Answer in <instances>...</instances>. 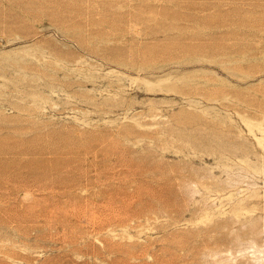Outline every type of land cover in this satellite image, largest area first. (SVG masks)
<instances>
[{"label":"rangeland","instance_id":"1","mask_svg":"<svg viewBox=\"0 0 264 264\" xmlns=\"http://www.w3.org/2000/svg\"><path fill=\"white\" fill-rule=\"evenodd\" d=\"M0 264H264V0H0Z\"/></svg>","mask_w":264,"mask_h":264}]
</instances>
